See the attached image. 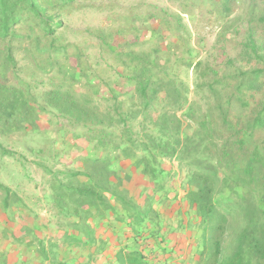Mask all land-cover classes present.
<instances>
[{"label": "trees", "instance_id": "obj_1", "mask_svg": "<svg viewBox=\"0 0 264 264\" xmlns=\"http://www.w3.org/2000/svg\"><path fill=\"white\" fill-rule=\"evenodd\" d=\"M208 1L219 6L217 39L238 38L217 67L180 13L174 23L123 16L117 37L138 48L108 44L90 61L62 32L87 3L0 0V172L4 158L27 178L32 166L43 189L0 177V233L46 210L59 236L13 234L17 264H264V0ZM234 3L243 7L230 18ZM172 43L184 47L174 65ZM180 65L194 72L192 89ZM40 73L53 74L47 86L28 80ZM15 134L24 151L4 142ZM61 246L81 256L64 260Z\"/></svg>", "mask_w": 264, "mask_h": 264}, {"label": "rangeland", "instance_id": "obj_2", "mask_svg": "<svg viewBox=\"0 0 264 264\" xmlns=\"http://www.w3.org/2000/svg\"><path fill=\"white\" fill-rule=\"evenodd\" d=\"M182 2L183 4L181 5ZM79 3L83 5L87 3L88 6L80 8L79 10H73L68 13L64 17L65 23L68 25V29L61 31L63 34H65L64 37L67 42H71L76 47L84 48L83 57H88L90 61L91 59L95 58V56L96 59L98 56L100 58L101 51L103 54V51L108 48V44L111 45V47L116 51H121L129 45L133 46L134 49L138 48L139 45H135V42H133V38L131 36H127L126 39H123L117 37L116 31L118 26L124 23L122 22V20H124L123 16L135 15V13L145 15L149 11H152L155 13V15L159 14L160 17L172 21V23L175 22L174 15L180 13L182 22L190 32V35H192L190 43L194 45L195 49L202 51L200 56L202 58H206L208 62L214 66L217 61L222 59L220 47L223 45V43L227 53L232 54L233 47L236 46L238 41V38H235L237 35H235L233 32H227L226 36L217 39L219 20L217 18V12L215 8L218 10L219 6L215 5L214 8V6H212L208 0H77V5ZM183 5H185L187 8L186 11H182ZM239 5L241 8L243 7L241 3H234V12L231 13L230 18L239 13ZM141 21L142 20H136V24H139V22L141 24ZM149 21L151 22L152 19ZM239 29H242V27ZM103 32L107 34L111 33V36H109L110 38H106V42L102 41L100 38L101 33ZM238 35V37H240V33H238ZM182 36L187 35L183 34ZM166 40L169 42H176L177 39L168 35ZM101 47L102 50L100 49ZM170 48L174 54H176L175 51H178V54L176 56H172L169 61L171 65H174L176 58L180 56V53L184 47L181 45V43L179 46H175V44L172 43ZM101 67L102 66H99V69H101ZM215 67H217V65ZM174 71L177 72L178 80H183L189 85L191 84L190 88L192 89V83L194 81V72L192 69L188 70V73H186V70L182 67V65H180L177 66ZM109 74H113V71L109 70L104 75L108 77ZM21 75L25 77L27 74L21 73ZM40 75L41 73L39 76ZM52 75L47 74L40 76V78L37 77L35 79L28 80H35L36 83L43 80L44 86H47L51 81L49 77ZM53 81L57 82L58 78H54ZM22 141L23 139L20 134L12 135L4 140V142L8 144L9 148H13L18 152L24 151L21 146ZM85 146H87V144H85ZM4 159L6 168L1 170L0 177H3L10 182L14 181L12 183L18 184V189L20 191H40L39 193H42L43 189L40 190L42 185H39V187L36 188L34 187V182L30 180V178L36 180L37 182L41 180V172L39 170L27 165V172L25 171L29 176L27 178L26 176L22 175V167L19 162H13L11 158ZM164 162V164L169 165L168 160H165ZM173 163L176 165L175 161H173ZM131 171L133 176L138 173L134 167H131ZM172 181H179L178 176L173 177ZM165 202L167 203V201ZM170 206H172V204H170L169 207ZM158 207L162 208L161 205ZM177 207L178 205L174 208ZM182 211L183 208L181 209V212ZM38 220H40L39 216L36 221ZM186 230L187 228H184L183 232L187 234ZM56 232L57 230L52 228V226H49V228L46 230L48 235H55V237L58 238ZM61 256L65 258L64 260H67L65 252L64 255ZM56 260L57 262H60L58 256ZM56 260L53 261L56 262ZM177 261L179 264L182 263V255L179 259H177ZM72 263L74 264V262Z\"/></svg>", "mask_w": 264, "mask_h": 264}, {"label": "crops", "instance_id": "obj_3", "mask_svg": "<svg viewBox=\"0 0 264 264\" xmlns=\"http://www.w3.org/2000/svg\"><path fill=\"white\" fill-rule=\"evenodd\" d=\"M137 178L138 177L133 176V178H132L133 182H135V180ZM157 206H160V204H157ZM158 208H161V207H158ZM45 211L43 210L40 213V218L43 220L36 221L33 218H31L30 214L25 213V216L23 217L24 219H21V222H23V223L20 225L19 224L16 225L18 227H15L13 229L14 231L8 230L5 233V236L1 235V233H0V264H17L18 262H20L19 261L20 258L18 256V251L11 248V247H13V244L11 242L13 239V237H12L13 234L17 233L16 235H19V237H23L24 243H25V241L28 242L30 239L33 238L32 231H31L33 229H37L39 231V236L43 235L42 233H44L47 237L56 238L55 235H50V234L48 235L46 233V230L49 228V226H52V228H55L53 226L55 219L52 217H49L48 212H45ZM1 221H4V220L2 218H0V232L2 230L1 223H3ZM25 229H28L27 233H25ZM64 250H65L64 246H61V250H60L61 253L64 255V252H65L67 257L81 256V252L80 253L78 251L77 252L76 251L67 252Z\"/></svg>", "mask_w": 264, "mask_h": 264}]
</instances>
